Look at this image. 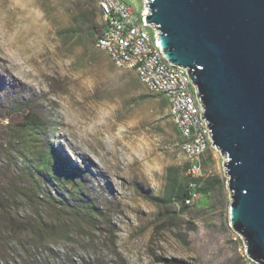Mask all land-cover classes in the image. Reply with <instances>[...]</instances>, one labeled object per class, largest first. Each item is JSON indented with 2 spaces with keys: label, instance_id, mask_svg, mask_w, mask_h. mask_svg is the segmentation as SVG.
<instances>
[{
  "label": "rangeland",
  "instance_id": "obj_1",
  "mask_svg": "<svg viewBox=\"0 0 264 264\" xmlns=\"http://www.w3.org/2000/svg\"><path fill=\"white\" fill-rule=\"evenodd\" d=\"M125 1L141 11V0ZM102 25L95 0H0L4 206L16 228L22 224L18 220L38 212L49 218L47 200L60 185L45 182L37 200L42 207L30 198H17L12 189H31L29 175L50 150L81 171L78 186L107 222L99 221L100 231L55 233L54 255L15 244L3 253L9 222L0 213V264H165L164 259L255 264L229 224L224 157L206 154L202 182L221 184L179 211L175 193L191 177L167 102L95 46ZM30 113L46 126L37 135L34 152L29 150L31 135L15 125ZM65 167L55 162L52 171L62 179ZM146 195H167L170 203H152Z\"/></svg>",
  "mask_w": 264,
  "mask_h": 264
},
{
  "label": "water",
  "instance_id": "obj_2",
  "mask_svg": "<svg viewBox=\"0 0 264 264\" xmlns=\"http://www.w3.org/2000/svg\"><path fill=\"white\" fill-rule=\"evenodd\" d=\"M162 56L187 69L220 155L228 220L264 264V0H147Z\"/></svg>",
  "mask_w": 264,
  "mask_h": 264
},
{
  "label": "built area",
  "instance_id": "obj_3",
  "mask_svg": "<svg viewBox=\"0 0 264 264\" xmlns=\"http://www.w3.org/2000/svg\"><path fill=\"white\" fill-rule=\"evenodd\" d=\"M95 2L103 22L95 46L104 51L116 67L133 71L149 93L166 100L169 118L181 140V151L189 162L188 173L191 179L201 178L206 154L222 156L211 146L213 141L206 123L201 120L202 107L187 69L168 63L155 45L156 32L143 22L149 12L144 9L147 0H141L139 13L125 0ZM199 197L198 184L191 181L184 205L191 207Z\"/></svg>",
  "mask_w": 264,
  "mask_h": 264
},
{
  "label": "trees",
  "instance_id": "obj_4",
  "mask_svg": "<svg viewBox=\"0 0 264 264\" xmlns=\"http://www.w3.org/2000/svg\"><path fill=\"white\" fill-rule=\"evenodd\" d=\"M15 125L20 131L31 135L29 140L34 141L33 144L30 145L29 150L34 152L35 149L36 151L39 146L37 143V135L39 131L45 129L46 126L31 113L18 117ZM55 162L66 166L65 168L68 169V173L62 179L58 177L56 172L52 171V166ZM80 176L81 171L78 168L69 163L66 165L63 164L61 159L54 155L50 150L44 152V155L39 161L38 169L29 175L31 183V189L28 191L29 194L28 192H25L27 190H12L17 198H20L21 200H27L30 198L33 202L37 203V200L39 201L40 199V189L45 186V182L52 180L57 185H60V187L54 190L56 193L55 197L50 196L49 200H47L49 218H44L38 212L34 218L18 220V222L22 223L19 228H16L17 225L15 221H12L7 206H4V202H7L8 198H5V193L0 191V213L2 221L8 219L9 222L5 224L6 226L4 225L7 230L6 232H3V235L6 236V245L2 248L3 253H6L5 250L9 249V244H15L20 247H29L35 250L44 249L48 254L54 255L53 243L59 237V234L55 233H60V235L65 233L68 235L75 229L86 230L88 232L100 231L98 225L99 221L107 224L105 215H103L102 211L95 206L94 202L83 193L81 187L78 186L76 179ZM191 181L198 184V191L202 195L208 194L211 190L221 184L219 180L202 182V177L190 179L185 186L177 189L174 196L173 201L180 204V212H185L189 208V206L184 205V200L189 196V183ZM145 198L152 203L161 205H168L170 203V197L167 195L161 197L146 195ZM41 199L44 198L42 197ZM37 204L39 207L45 206V204L40 202ZM7 224L9 225L8 228ZM163 262L165 264H187L185 261L176 259H164ZM41 264H43V262H41ZM46 264L50 263L47 262Z\"/></svg>",
  "mask_w": 264,
  "mask_h": 264
}]
</instances>
